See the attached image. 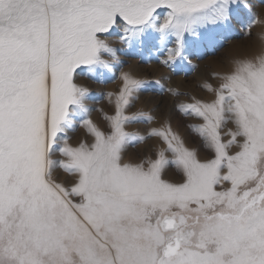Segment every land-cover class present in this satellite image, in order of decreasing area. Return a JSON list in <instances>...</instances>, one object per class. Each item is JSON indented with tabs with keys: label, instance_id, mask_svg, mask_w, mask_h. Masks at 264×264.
<instances>
[{
	"label": "snow or ice",
	"instance_id": "snow-or-ice-1",
	"mask_svg": "<svg viewBox=\"0 0 264 264\" xmlns=\"http://www.w3.org/2000/svg\"><path fill=\"white\" fill-rule=\"evenodd\" d=\"M234 19L247 36L264 28L251 0H0V264H264V54L215 74L218 85H203L210 100L178 101L202 121L189 128L203 159L170 122L126 130L156 119L128 112L146 81L123 73L105 94V132L78 79L111 73L116 44L173 67L188 36ZM81 127L92 142L73 146ZM152 138L163 145L155 159L122 162L128 144Z\"/></svg>",
	"mask_w": 264,
	"mask_h": 264
},
{
	"label": "rangeland",
	"instance_id": "rangeland-1",
	"mask_svg": "<svg viewBox=\"0 0 264 264\" xmlns=\"http://www.w3.org/2000/svg\"><path fill=\"white\" fill-rule=\"evenodd\" d=\"M257 11H264L261 0H251ZM264 31L260 26L252 29V36L244 34L243 28L235 19L227 27H212L202 30L199 36H188L185 56L183 62L167 67L160 63L165 56L153 54L146 47L140 53L136 50H129L122 44H116L123 51L119 53V61L114 62L111 73H105L99 79H93L87 74L79 76V82L88 86L90 90L89 107L92 109L91 118L101 128L108 132L110 130L108 121L104 118L114 114V103H110L106 93H118L123 85L121 76L129 73L135 78L146 81L142 89L136 93L137 99L134 107L128 112L145 111L151 113L156 119L152 124L136 123L126 126L130 132H139L146 135L151 128L160 127L164 122H170L176 131L185 141L188 148L196 150L201 159L208 153L203 146L202 140L193 134L189 128L190 124L201 123L193 117L183 115L177 108L178 101L192 102V97L208 101L212 95L203 87L206 82L218 85L220 81L214 78L215 74L230 73L236 67V62L241 59H250L260 54L248 51L255 47V44H263L264 41L257 39V33ZM118 40V36L111 38ZM255 45V46H254ZM247 52V53H246ZM140 69V70H139ZM137 72V73H136ZM155 81H160L156 84ZM163 89L174 88L181 93H187L180 97H174ZM115 97H113L114 101ZM103 109V111H99ZM69 143L76 146L81 140L92 142L84 128H79L69 133ZM157 138L148 139L142 143H130L122 153V162L139 163L146 158L155 159L157 147H162ZM170 155V154H169ZM179 173L174 166H170L165 178L175 181ZM54 179L58 182H67L71 179L67 173L57 171ZM219 190V189H218Z\"/></svg>",
	"mask_w": 264,
	"mask_h": 264
},
{
	"label": "bare ground",
	"instance_id": "bare-ground-1",
	"mask_svg": "<svg viewBox=\"0 0 264 264\" xmlns=\"http://www.w3.org/2000/svg\"><path fill=\"white\" fill-rule=\"evenodd\" d=\"M256 45V46H255ZM254 46L255 47H253L252 48V50H250V51H248V53H247V55H249V53H251V52H253V53H255V52H257L258 50H259V52H260V54L259 55H261V54H264V43L262 44H255ZM258 56V55H257ZM252 58H254V57H252ZM249 59V58H248ZM140 70V69H139ZM137 73V72H136Z\"/></svg>",
	"mask_w": 264,
	"mask_h": 264
}]
</instances>
